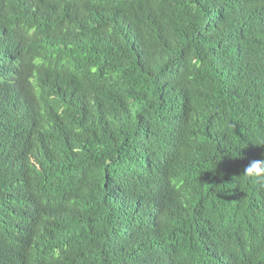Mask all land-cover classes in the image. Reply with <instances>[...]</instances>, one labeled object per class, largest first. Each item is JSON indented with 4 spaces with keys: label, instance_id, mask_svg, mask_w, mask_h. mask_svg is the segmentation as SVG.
<instances>
[{
    "label": "trees",
    "instance_id": "obj_1",
    "mask_svg": "<svg viewBox=\"0 0 264 264\" xmlns=\"http://www.w3.org/2000/svg\"><path fill=\"white\" fill-rule=\"evenodd\" d=\"M12 50L0 264H264V0H0Z\"/></svg>",
    "mask_w": 264,
    "mask_h": 264
},
{
    "label": "clouds",
    "instance_id": "obj_2",
    "mask_svg": "<svg viewBox=\"0 0 264 264\" xmlns=\"http://www.w3.org/2000/svg\"><path fill=\"white\" fill-rule=\"evenodd\" d=\"M1 57V70L6 72L5 77L10 76L13 78L14 81L12 83H9L10 88L6 96L0 94V102L4 103L7 107H9V109L14 108L16 111L15 114L18 115L20 118L34 115L35 101L33 96H31L32 87H25L24 85L22 86L19 77L21 70L20 55L17 54L14 50H12L5 53ZM38 63L45 67L41 56L38 57ZM257 145H264V140L259 141ZM244 172L247 173L249 176L254 175L259 179H264V158L252 161L246 167ZM261 251L264 252V250Z\"/></svg>",
    "mask_w": 264,
    "mask_h": 264
}]
</instances>
